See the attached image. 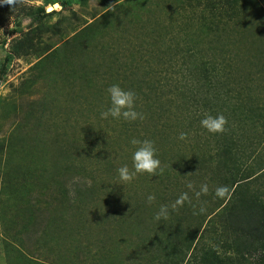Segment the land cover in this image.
<instances>
[{"label": "rangeland", "instance_id": "374dc122", "mask_svg": "<svg viewBox=\"0 0 264 264\" xmlns=\"http://www.w3.org/2000/svg\"><path fill=\"white\" fill-rule=\"evenodd\" d=\"M0 16V264H264L227 218L237 181L264 200V0H15ZM114 83L144 119L101 118ZM133 138L161 166L122 182Z\"/></svg>", "mask_w": 264, "mask_h": 264}, {"label": "clouds", "instance_id": "9594fccd", "mask_svg": "<svg viewBox=\"0 0 264 264\" xmlns=\"http://www.w3.org/2000/svg\"><path fill=\"white\" fill-rule=\"evenodd\" d=\"M14 2L15 0H0V3L13 4ZM107 92L110 98V106L100 113L102 119H108L109 117L113 119L123 118L126 121L144 119L143 114L135 110V103L137 99L135 92L125 90L119 84L115 83L107 88ZM226 123L227 119L223 114L212 115L208 112L204 113L203 118L200 120L201 127L210 133L223 132L225 130ZM187 136L188 133L181 132L179 134V139L185 140ZM131 144L139 145V147H137L132 154L134 170L130 171L127 165L118 168L117 171L119 179L122 182L131 181L137 173H155L161 166V161L156 156L157 149L154 141L150 139L137 140L133 138L131 140ZM187 188L194 191V186L191 182L187 184ZM227 190L226 186H218L215 190V194L217 197H223ZM208 191V185L204 183L200 185L199 191H195V195L199 197L202 193L206 194ZM154 199V195H149L147 197L148 202H152ZM188 200V192L182 193L171 206L161 205L155 218L157 220L161 217L167 218L169 215V207L174 210L177 206H182L183 203ZM199 211L203 213L205 209L201 207Z\"/></svg>", "mask_w": 264, "mask_h": 264}, {"label": "trees", "instance_id": "16d2710c", "mask_svg": "<svg viewBox=\"0 0 264 264\" xmlns=\"http://www.w3.org/2000/svg\"><path fill=\"white\" fill-rule=\"evenodd\" d=\"M3 15L6 16V14ZM4 16H0L2 21L5 19ZM23 39V42L28 41L25 38L18 41L21 42ZM29 41L31 43V40ZM261 174H264V167L259 175ZM235 183H237V186L233 188V191L235 192L236 200L238 199L239 201L234 202L232 210L228 213V222L232 226L235 236L237 233L238 236L236 237L249 238L253 243L261 245L260 247L264 249V200L257 196L246 197L247 195L243 192L245 190L242 189L244 187L242 181ZM221 207L222 205L219 206V208Z\"/></svg>", "mask_w": 264, "mask_h": 264}, {"label": "water", "instance_id": "95a60500", "mask_svg": "<svg viewBox=\"0 0 264 264\" xmlns=\"http://www.w3.org/2000/svg\"><path fill=\"white\" fill-rule=\"evenodd\" d=\"M52 9V8H51ZM48 12H50L51 10L48 8V10H47Z\"/></svg>", "mask_w": 264, "mask_h": 264}, {"label": "bare ground", "instance_id": "6f19581e", "mask_svg": "<svg viewBox=\"0 0 264 264\" xmlns=\"http://www.w3.org/2000/svg\"><path fill=\"white\" fill-rule=\"evenodd\" d=\"M56 8H59V6L57 5V6H55Z\"/></svg>", "mask_w": 264, "mask_h": 264}]
</instances>
